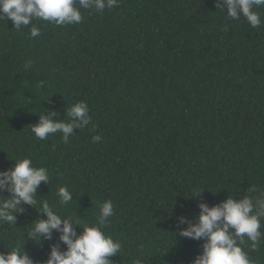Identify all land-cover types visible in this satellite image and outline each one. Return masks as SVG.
<instances>
[{"label": "trees", "instance_id": "trees-1", "mask_svg": "<svg viewBox=\"0 0 264 264\" xmlns=\"http://www.w3.org/2000/svg\"><path fill=\"white\" fill-rule=\"evenodd\" d=\"M119 3L82 9L79 24L33 21L36 38L31 25L0 19V171L27 156L50 174L35 205L18 207L14 225L0 223V252L25 247L44 264L53 244L66 245L55 231L51 240L27 238L46 218L41 201L76 218L79 234L110 199L104 231L122 245L113 264H192L203 241L176 235L178 217L197 215L200 199L212 206L251 188L264 193V24L228 18L215 0ZM257 11L264 20V7ZM81 100L92 120L67 143L61 133H32L39 113L65 119ZM61 186L73 195L63 206ZM245 250L264 264V238Z\"/></svg>", "mask_w": 264, "mask_h": 264}, {"label": "clouds", "instance_id": "clouds-1", "mask_svg": "<svg viewBox=\"0 0 264 264\" xmlns=\"http://www.w3.org/2000/svg\"><path fill=\"white\" fill-rule=\"evenodd\" d=\"M119 0H0V19L11 20L14 28L30 27V36L36 38L41 29L33 21H43L57 26L73 25L82 22V9L104 11L118 8ZM215 6L226 17L238 20L243 16L252 28L264 24L261 13L257 9L264 7V0H215ZM31 61L25 65L27 70ZM43 84V82H42ZM42 86V85H41ZM89 105L86 101H78L68 106L65 119H53L57 112L47 110L40 114L39 122L33 124L31 131L40 140L50 135L61 133L65 143L73 135L75 129H82L91 123ZM96 135L93 142L101 141ZM15 167L0 171V193L11 195L0 199V223L16 222L18 207L22 204L35 205V196L41 182L49 184L50 174L45 167L34 165L31 157L15 159ZM204 191V190H203ZM203 191H196L199 197ZM247 190L243 198L229 195L226 200L209 206L203 199L198 201L199 212L192 217L177 218L176 235L196 241H203L202 252L195 257L192 264H254L245 247L250 242V249L255 250L262 238V219H264V193L253 197ZM59 205H67L73 195L67 186L57 191ZM0 197H5L0 195ZM41 203L40 213L46 218H39L30 225L27 238L34 241L51 240L53 232L60 233L59 240L66 245L61 251L60 244H53L49 257L44 264H113L111 257L121 251V243L104 231L108 218L114 216L113 202L105 200L100 204V213L95 223L86 225L82 233L79 221L57 211V205H50L47 200ZM75 221V225L73 224ZM0 264H35L25 251V247H13L11 251L0 252ZM137 264H140L137 261Z\"/></svg>", "mask_w": 264, "mask_h": 264}]
</instances>
